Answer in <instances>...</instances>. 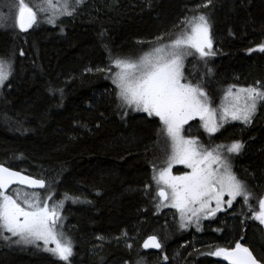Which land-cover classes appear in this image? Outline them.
I'll return each mask as SVG.
<instances>
[{
	"label": "trees",
	"instance_id": "1",
	"mask_svg": "<svg viewBox=\"0 0 264 264\" xmlns=\"http://www.w3.org/2000/svg\"><path fill=\"white\" fill-rule=\"evenodd\" d=\"M202 2L86 0L74 17H62L56 26L44 22L27 33L0 28V57L15 60L13 76L0 88V164L44 178L54 200L67 193L90 202L65 203V228L75 244L72 264H137L141 258L144 264H228L201 253L236 242L264 264V225L246 218L251 213L242 198L214 220L202 222V231L179 230L175 210L156 211L152 167L162 166L167 150L165 138L157 136L160 122L131 111L121 119L111 80L86 71L107 66L109 50L113 56L135 58L158 35L174 37L185 17L207 14L218 49L205 81L213 100L218 103L229 85L264 82V53H249L264 43V0H213L214 6L192 11ZM204 73L203 62L185 61V74L193 82ZM50 86L63 89V95L51 94ZM190 125L185 133L203 144L244 143L233 160L234 171L248 181L254 193L251 204L258 210L257 201L264 196V106L250 126L229 123L211 137L197 121ZM147 184L152 188L146 194ZM149 235L159 237L163 251L143 249ZM0 264L63 262L33 246L0 240Z\"/></svg>",
	"mask_w": 264,
	"mask_h": 264
},
{
	"label": "snow or ice",
	"instance_id": "2",
	"mask_svg": "<svg viewBox=\"0 0 264 264\" xmlns=\"http://www.w3.org/2000/svg\"><path fill=\"white\" fill-rule=\"evenodd\" d=\"M85 4L86 0H6L4 7L8 12L0 13V28H7L11 22V27L27 33L42 19L56 26L62 17H74ZM210 6H214L213 0H203L192 11ZM181 23L184 27L174 38L165 34L169 36L167 43L165 35H158L151 50L137 58L113 56L109 50L107 66L86 71L104 74L105 79L111 80L121 119L130 111L158 118L161 127L157 136L165 138L167 150L162 166L152 167L155 195L151 199L157 212L162 208L175 209L180 229L194 225L197 231H202V220L214 219L217 213L233 208L234 202H239L237 198H242L251 213L246 218L264 225V196L258 199L257 210L251 204L254 193L248 181L233 170V159L241 154L244 143L234 140L209 149L198 139L185 135V125L190 127V122L197 120L210 137L231 122L250 126L258 108L264 106V82L257 81L244 88L229 85L222 90L217 104L205 87L206 77L212 75L208 62L218 52L213 45L210 18L207 14L193 15ZM253 51L264 53V43L249 49V53ZM19 55L23 57L24 51L20 50ZM188 57L203 62L205 67L204 75L195 82L185 74ZM14 65L13 58L0 57V87L13 76ZM49 91L63 95L60 88L50 86ZM177 165L185 170L176 168ZM13 184L44 189L48 194L42 197L38 192H25L21 196L18 189H13V195L9 192ZM50 188L44 178L23 175L0 164V240L6 245L33 246L63 264H72L75 244L65 231L61 210L65 200L90 202L67 193L63 200H54L55 193ZM151 188V184L145 185V193ZM126 247L131 249L133 245L126 243ZM142 247L163 251L164 245L156 235H149ZM201 254L222 258L228 264H260L249 247L240 242L231 248L217 247ZM163 260L166 262L168 257L163 256ZM137 264H144L143 259Z\"/></svg>",
	"mask_w": 264,
	"mask_h": 264
},
{
	"label": "rangeland",
	"instance_id": "3",
	"mask_svg": "<svg viewBox=\"0 0 264 264\" xmlns=\"http://www.w3.org/2000/svg\"><path fill=\"white\" fill-rule=\"evenodd\" d=\"M6 1H4L2 4H1V7H0V13H7L8 12V9L6 8V7H4V3H5ZM199 15V14H198ZM45 21L42 19L41 20V22L38 24V25H35L36 27L37 26H39V25H41V23H44ZM9 27H11V23H9ZM174 38V37H173ZM168 42V41H167ZM166 41H164V43H167ZM155 44V43H154ZM154 44H152V46L154 45ZM152 46L151 47H149L146 51H144L142 54H140L139 56H141V55H143L144 53H146V52H148V51H150L151 50V48H152ZM139 56H137V57H139ZM137 57H135V58H137ZM189 58V57H188ZM187 58V59H188ZM246 87H248V86H246ZM1 88V87H0ZM237 88H244V87H237ZM220 102V100L218 101V103ZM217 103V104H218ZM192 122V121H191ZM190 122V123H191ZM197 122H198V124L200 125V122L197 120ZM231 123H233V122H231ZM227 125V124H226ZM187 125H185V127H186ZM201 129L203 130V128L201 127ZM185 135L187 136V137H189V138H196V137H194V136H190V135H187L186 133H185ZM196 139H198V138H196ZM200 142H201V140L200 139H198ZM202 144H203V142H201ZM228 144H230V143H228ZM205 147H207V148H209V149H211V148H213V147H215L217 144H212V145H208V144H203ZM234 160V159H233ZM176 168H179V169H181L182 171L183 170H185V169H183V166L182 165H177L176 166ZM176 168H174L173 169V171H174V173L176 172ZM233 170H234V166H233ZM178 174V173H177ZM10 193H12L13 195H14V193H13V190H10L9 191ZM32 192H38V193H40V195L43 197V196H45V195H47V194H43L41 191H39V190H33ZM31 192V193H32ZM25 192H23V191H20V194H21V196H23V194H24ZM238 199V198H237ZM61 200H63V199H61ZM66 201L67 200H65V202H64V206H63V209L61 210V214H62V216L64 217V226L66 225V216H65V214H64V208H65V203H66ZM51 203V202H50ZM169 210V209H171V210H175V209H172V208H162L161 210ZM176 211V210H175ZM219 213H222V212H219ZM219 213H217V215H216V217L219 215ZM178 214V213H177ZM215 217V218H216ZM214 218V219H215ZM214 219H211V220H202V222H206V221H212V220H214ZM201 222V223H202ZM177 225H178V228H179V214H178V223H177ZM66 227V226H65ZM192 227H195L194 225H192V226H190V227H188L187 229H191ZM187 229H180L179 228V230H187ZM65 231H66V228H65ZM67 234H68V232H67ZM50 246H52V245H50Z\"/></svg>",
	"mask_w": 264,
	"mask_h": 264
},
{
	"label": "water",
	"instance_id": "4",
	"mask_svg": "<svg viewBox=\"0 0 264 264\" xmlns=\"http://www.w3.org/2000/svg\"><path fill=\"white\" fill-rule=\"evenodd\" d=\"M4 166H6V165H4ZM6 167H8V166H6ZM10 168V167H9ZM10 169H12V168H10ZM13 171H18V170H15V169H12ZM19 172H21V171H19ZM21 174H23V175H28V174H26V173H24V172H21ZM31 176V175H30ZM33 177V176H32ZM33 178H36V177H33ZM15 186H21V187H24V188H26V189H29V190H39V191H41V190H43V189H35V188H30V187H28L27 185H19V184H13V185H11V187L9 188V191L13 188V187H15ZM157 236V235H156ZM158 237V236H157ZM147 239V238H146ZM145 239V240H146ZM158 239H159V237H158ZM144 249V248H143ZM146 252H149V251H154V252H159V251H161V250H157V249H144ZM254 255V254H253ZM255 256V255H254ZM258 260V259H257ZM259 261V260H258ZM260 264H262L261 262H260Z\"/></svg>",
	"mask_w": 264,
	"mask_h": 264
}]
</instances>
